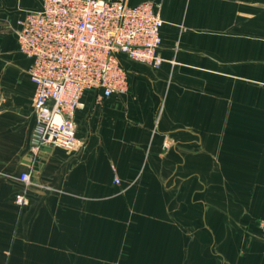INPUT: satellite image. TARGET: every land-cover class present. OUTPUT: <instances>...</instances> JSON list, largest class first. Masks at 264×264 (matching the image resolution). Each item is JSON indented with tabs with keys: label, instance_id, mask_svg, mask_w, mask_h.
Masks as SVG:
<instances>
[{
	"label": "crops",
	"instance_id": "crops-1",
	"mask_svg": "<svg viewBox=\"0 0 264 264\" xmlns=\"http://www.w3.org/2000/svg\"><path fill=\"white\" fill-rule=\"evenodd\" d=\"M126 1L158 5L161 68L123 57L81 148L34 154L16 32L42 0H0V264H264V0Z\"/></svg>",
	"mask_w": 264,
	"mask_h": 264
},
{
	"label": "built area",
	"instance_id": "built-area-1",
	"mask_svg": "<svg viewBox=\"0 0 264 264\" xmlns=\"http://www.w3.org/2000/svg\"><path fill=\"white\" fill-rule=\"evenodd\" d=\"M163 24L154 2L130 6L126 0H42L39 10L19 19V50L32 61L35 85L31 151L37 154L45 146L79 150L75 119L85 108V93L125 95L123 57L160 69ZM19 180L27 188L32 184L29 173ZM26 192L16 195V204L28 203ZM259 230L264 236V219Z\"/></svg>",
	"mask_w": 264,
	"mask_h": 264
}]
</instances>
